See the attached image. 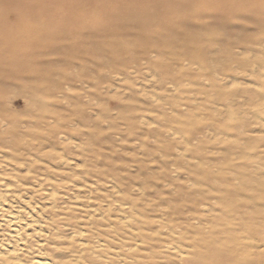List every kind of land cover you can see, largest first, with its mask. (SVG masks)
Masks as SVG:
<instances>
[{
  "label": "rangeland",
  "instance_id": "374dc122",
  "mask_svg": "<svg viewBox=\"0 0 264 264\" xmlns=\"http://www.w3.org/2000/svg\"><path fill=\"white\" fill-rule=\"evenodd\" d=\"M2 120L17 125L21 135L40 138L35 143L42 154L55 151L69 163L53 161L44 170L54 172L52 183L60 191L69 187L72 228L80 223L93 238L109 228V215L85 205L109 210L117 183L125 213L120 261L114 264H187L192 249L158 242L169 232L168 216L204 199L202 194L213 198L202 207L211 212L205 213V227L230 212L225 202L233 197L242 206L241 216L231 210L235 230L246 234V246L249 237L258 241L264 213V0H0ZM63 175L72 179L63 181ZM93 178L100 188L93 187ZM126 202L135 207L134 217L126 213ZM149 221L154 229L142 231ZM138 231L149 238L139 239ZM71 241L80 245L79 236ZM113 253L107 250L101 262L110 263Z\"/></svg>",
  "mask_w": 264,
  "mask_h": 264
},
{
  "label": "bare ground",
  "instance_id": "6f19581e",
  "mask_svg": "<svg viewBox=\"0 0 264 264\" xmlns=\"http://www.w3.org/2000/svg\"><path fill=\"white\" fill-rule=\"evenodd\" d=\"M125 75H127V74H125ZM119 81H121V80L119 79ZM82 85H83V82H82ZM91 86H93V85H91ZM27 104H28V102H27ZM55 107H57V106H55ZM69 107H70V104H69ZM51 110L52 109H50V111ZM174 110H175V108H174ZM139 112H142V111H139ZM216 112H218V111H216ZM43 113H45V112H43ZM146 113H148V111ZM40 114H41V112H40ZM68 114H69V112H68ZM161 116H164V115H161ZM61 117H63V116L61 115ZM65 117H66V115H65ZM70 117H72V116H70ZM70 117H67V119H69ZM157 117H159V116H157ZM73 119H74V117H73ZM51 120H52V118H51ZM133 120H134V118H133ZM150 120H152V119L150 118ZM63 121H65V120H63ZM69 121H71V120H69ZM75 121H77L78 124L80 122V121H78V119L75 120ZM67 122H68V120H67ZM88 122L89 121H87V123ZM149 122L152 123L151 121H149ZM52 123H54V121ZM73 124H75V123L73 122ZM222 124H223V122H222ZM21 125H23V124H21ZM24 125H26V124H24ZM45 125L46 124H44V126ZM55 125L58 126V124H55ZM60 125H62V124H60ZM145 126H147V125H144V127ZM245 126L246 125H244V127ZM15 127L13 125L9 126L8 123L7 122H4L3 120L0 122V135L3 137L2 139H0V264H84L85 261H86L87 264H99V263L104 264L105 263L104 261H106L107 258H108V256L105 255V252H107V250L114 251L115 253H113V259L111 258V262L110 263H105V264L119 263V262H117L118 260L120 261V259H119V256H120L119 250L122 249L121 248V243L123 242V240H122V242L120 241V236H121L120 235V232L121 231H120V225L119 224L121 223V221H120V219H121L120 216L122 217L121 212H124V210H122L123 209L122 208L123 206H120V199L118 198V192H119L118 190L119 189H118L117 183H115L113 181V186L111 187L113 189V192H112V195L110 196L111 197L110 201H111V203L113 201L114 204L113 205L111 203L110 204L109 203L107 204L109 206H106V208H109V210H106V211L101 210L100 209L101 204H100V206L96 205V206H98L97 208H96L95 205H93V206H91V205L90 206H88V205L86 206L85 205L86 208L87 207H90L92 209V207H93V209L96 212H100L101 216L109 215L108 217H105L104 218L108 222V225H106V226L109 227V228L105 229V231H103V232L100 231L99 233L96 230L97 233H98L97 236H96V238H93L91 236H88L87 233L89 231L85 230L84 227H83V225L81 227L80 226V223L79 224H76L75 227L72 228L71 220L74 219V217L72 216V218H70L71 217V213L69 214L68 211L69 210H74V209H73V207L71 208V206L69 204V199L72 197L71 194L69 193V187L68 188H65L64 191H60L58 189V186L55 183H52V179L51 178L54 176L53 175L54 172H52V174L49 172L50 171L49 169H52L51 168V163H53V161H57V162L58 161H61V162L64 161L63 164H62L64 166H66L69 163L67 162V160H65L63 158L62 155H58V154L54 153L55 151L54 152H48V153L45 152V154H42L43 153L42 152V149L43 148L41 146H38L37 143H35V142H39L40 141L39 140L40 138L38 139L39 140L38 141L37 138H35V137H29V136L26 137L25 135H21V134H19L16 131ZM162 127H163V125H162ZM25 128H26V126H25ZM66 128L68 129V126H66ZM213 128L211 127V129H213ZM222 128H224V127H222ZM12 129H13V131H10ZM22 129H24V128H21V130ZM63 130H65V129H62V131ZM74 130H77V127ZM205 130H206V128H205ZM40 131H43L44 132V130H40ZM174 131L176 132V130H174ZM242 131L245 132V130H242ZM46 132H47V130H46ZM81 132H82V130H81ZM179 132H176V133L178 134ZM65 133H66V130H65ZM63 135H61V136H63ZM55 136L52 139L53 142L56 141V139L54 140V138H56V137L58 138V136H56V137ZM72 137L73 136H71L70 138H72ZM138 137H139V135H138ZM74 138L75 137H73V139ZM78 138H81L80 137V133H79ZM83 138L84 137H82L81 140H83ZM61 139H62V137H61ZM73 139H71V140H73ZM84 139H87V138H84ZM260 139H262V138H260ZM64 141H68V139L67 140L65 139ZM237 143H238V141H237ZM44 144H45V141H44ZM76 144L77 143H75V145ZM246 144H248V143H246ZM47 145H49V144H47ZM61 145H63V144H61ZM69 145H68V147H70ZM14 146H18L17 151H15L13 149ZM76 146H78V145H76ZM84 147H85V145H84ZM186 147L187 146H185L184 148H186ZM49 148H50V146L48 147V149ZM198 151H199V148H198ZM230 154L233 155L232 153H230ZM237 154H239V153H237ZM186 155L188 156V154H186ZM244 157H245V155H244ZM167 160H168V158H167ZM232 161H234L233 158H232ZM61 162L58 163V165H55V167L61 165ZM222 163L223 162H221V165H222ZM114 165H116V164H114ZM71 166H73V165H71ZM162 166H165V165L162 164ZM44 168H47L49 171L46 170V169L44 170ZM175 168H177V167H175ZM61 170H63V168ZM168 170H170V169H168ZM24 171H25V173H23ZM174 171H176V170H174ZM180 171H181V169H180ZM5 172H7L6 175L10 176L9 179L6 177ZM60 172H62V171H60ZM149 172L151 173V171H149ZM169 172H171V171H169ZM136 175H137V173H136ZM144 175H146V174L144 173ZM85 176H87V174ZM198 176H200V175H198ZM231 176H233V175H231ZM153 177H154V175H153ZM189 177H191V176H189ZM61 178L64 181V180H67L68 177H67V175H63ZM71 179L68 178L67 181L69 182V180H71ZM143 179H144V177H143ZM173 179H175V177ZM93 180H94V178H93ZM98 180H99V178H98ZM98 180H94V181H96L95 183L93 182L94 183V186L93 187L95 189H98V188H100L102 186V185L100 186V184L98 183ZM112 180H114V179H112ZM141 180L142 179H140L139 182ZM55 181H59V179H56ZM184 181L185 180H183V182ZM66 182H65V185H66ZM145 182H146V179H144V181H143L144 186H145ZM187 182H189V181H187ZM59 183H61V182H59ZM72 183H71V185H73ZM143 183H141V185ZM185 183H186V181H185ZM62 184L63 183H61L60 185L62 186ZM60 185H59V187L61 188ZM195 185H196V183H195ZM259 185L261 187L260 194L263 193V195H261V200H262V205H264V178L260 181ZM148 186H150V185H148ZM192 186H194V185H192ZM168 187H170V186H168ZM196 187H199L198 184L196 185ZM182 188H183V186H182ZM146 189H149V188H146ZM123 190H125V189H123ZM132 190H133V188H132ZM136 190H138V189H136ZM182 192H184V191H182ZM89 193L90 194H93L91 191ZM105 193H107V190L105 191ZM137 194L135 193L134 194L135 195L134 197H136ZM157 196H159V195H157ZM202 196H203L204 199H198V201L193 202V205L192 204L191 205H186L183 209L182 208H179V210L176 209L177 211L174 210L173 211V215H174L173 217L171 216L172 214H170V215L168 214L170 216V217L168 216V218H167V220L169 221V225L166 224V223L165 224H166V227H167V231H169V232H167V233L164 234L166 237L163 238L161 236L162 238H159V240H161V241L158 242V244L159 245H165V244L168 243V245H169V244L177 243V244H182L184 247H189L190 249H192V254H190V256L187 255L188 256V259L187 260H189V262L187 264H264V213L261 214V216H260V222H259L260 223V226H261V229L260 230L262 231L261 232L262 233V237H261L262 239H260L258 241H255L253 238H250L249 237V240H248L249 242H248V245L246 246V234H241V235L238 234V232L235 230L236 229V226H238V225L234 222V218L231 215L233 213V211H231V210H234L235 208H237L238 211H236L237 212L236 214H238V215L241 216L242 211L241 210L239 211V209L242 206L238 205L237 203L236 204L233 203L234 202V198L231 197V201L225 202L226 203V208L228 210H230V212L227 213V214H223L224 216L221 217V219L218 221V223L216 225H214L213 223L212 224L209 223L211 225H209L208 227H205V225L203 224V221H204L203 219L206 216L207 212H210V211H208L209 209L208 210H204L203 208H204V206L206 204H208L207 203L208 200L210 201L213 198L210 197V194H207V195L205 194V197H204V194H202ZM141 197H144V196L141 195L138 198H141ZM98 198H100V197H98ZM222 199H225V198L222 197ZM169 200H171V199H169ZM157 201L159 202L160 200L157 199ZM103 202H104V200H103ZM204 202L206 204H204ZM147 204H149V203H147ZM124 205L127 206V212L126 213H131L132 214V212L134 211L135 207H133L132 204L129 205L127 202ZM140 205H142V204H140ZM163 205H161V206H163ZM227 205H229V206H227ZM169 206H168V209H169ZM233 207H235V208H233ZM146 210H149V209H146ZM211 210H213V209H211ZM162 211L160 210V212H162ZM214 211H216V210H214ZM96 212H95V214H96ZM217 212H219V211H217ZM212 213H214V212H212ZM111 214H114L113 217H111L112 216ZM175 214H177V215H175ZM96 215H98V214H96ZM132 216H133V214H132ZM136 217H138V216H136ZM146 218H148V217H146ZM151 220L153 221L152 218H151ZM180 220H182V221L184 220V221L181 222ZM63 221H65V222H63ZM61 222L63 224L62 225L63 227L66 226V228H70V233H67V232L64 231V229H60L59 228V225H60ZM156 222L158 223V221H156ZM159 222L161 224H163V227H165V225H164V223L162 221H159ZM220 222H222L221 223V225L223 227L222 230L218 227V225L220 224ZM148 223L149 224H146L145 223L146 225L140 226L142 228V231H145V230H149L150 231L151 229H154V228H152L154 226L151 227L150 221ZM195 224H197L198 226L195 225ZM205 224H206V222H205ZM129 232H130V234L133 233L131 230ZM138 232H139V233H137V234H139L138 238L140 236H141V238H143V240L144 239L147 240V238H149L148 235H146V233L140 232V231H138ZM155 232H156V230H155ZM84 235H87V236H84ZM159 235H160V233H159ZM78 236L80 237V241H79L80 245H78V247H75V245H76L75 244L74 247H72L70 245L71 242H72L71 240H75V237L77 238ZM124 236H128V235H124ZM182 237H186V238H182ZM130 238H132V237H130ZM63 239L66 240V243H64L62 241ZM78 240H79V238H78ZM225 240H228V243L227 244L226 243H223ZM187 244H190V245H187ZM123 245L125 246V243ZM182 245H179V246L182 247ZM139 246H141V245H139ZM155 246H157V245H155ZM170 246H168V247H170ZM165 247H167V246H165ZM150 248H151V246H150ZM157 248H158V246H157ZM183 249H185V248H183ZM127 252H129V251H127ZM139 252H140V250H139ZM132 253H134V252L132 251ZM195 253L198 255L197 257L194 256ZM143 254H144V252H143ZM114 257L116 258V261H115V258ZM134 257H136V256H134ZM102 258H104L106 260H104L103 262H101L103 260ZM136 258H134V259H136ZM153 258H155L154 255H153ZM82 261H83V263H81ZM175 262H178V261H175ZM179 264H185V263L181 262Z\"/></svg>",
  "mask_w": 264,
  "mask_h": 264
}]
</instances>
